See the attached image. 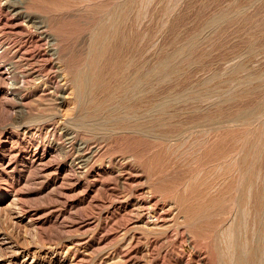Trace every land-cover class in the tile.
<instances>
[{
  "label": "rangeland",
  "instance_id": "374dc122",
  "mask_svg": "<svg viewBox=\"0 0 264 264\" xmlns=\"http://www.w3.org/2000/svg\"><path fill=\"white\" fill-rule=\"evenodd\" d=\"M121 1V44L109 38L102 41L105 50L95 51L97 80L108 90L86 93L76 82L99 20L95 5L83 15L80 4L75 9L77 4L63 3L67 5L63 8L60 1L66 12L57 13L58 31L64 34L57 33L73 49L63 54L68 57L73 51L77 56L72 54L70 60L71 99L65 106L40 102L36 85H30L24 92L25 107L15 102L8 107L9 112H30L22 124L32 129L60 108L70 112L66 129L78 141L86 138L102 147L84 171L78 170L76 161L71 163L78 147L68 152L65 143L60 149L46 141L52 158L48 155L42 161L45 148L37 151L30 135L2 119L8 87L0 82V264H204L188 243L179 246L180 231L174 222L166 224L172 227L168 233L144 227L145 215L136 206L139 191L150 188L173 204L188 196L185 183L215 180L222 188L208 190L204 203L201 197L184 205L200 207L201 212L219 210L218 219L226 218L231 209L236 212L235 199L240 200L223 183L230 176L225 171L229 160L215 153L218 147L238 150L239 138L246 133L255 177L260 168L264 172V0ZM34 3L31 12L47 19L48 6ZM110 10L104 19L111 23ZM2 29L0 39L8 40L13 49L24 45L23 37ZM32 51L33 68L44 69L43 60ZM12 133L14 137L7 139ZM110 161L118 164L113 165L115 175L133 167L134 177L126 183L108 180L100 189L94 179L103 182L97 174L101 168L109 169ZM237 185L233 184L235 189ZM151 241L156 247L149 249ZM254 261L263 264L264 255Z\"/></svg>",
  "mask_w": 264,
  "mask_h": 264
},
{
  "label": "bare ground",
  "instance_id": "6f19581e",
  "mask_svg": "<svg viewBox=\"0 0 264 264\" xmlns=\"http://www.w3.org/2000/svg\"><path fill=\"white\" fill-rule=\"evenodd\" d=\"M35 1L41 3L42 6L43 3L48 6L47 8L49 9L47 10H49L50 15L47 14L49 16L48 18L46 16L47 19L44 20L39 18V16L37 17L34 14L35 11L31 12L32 8L34 7H32L30 3L32 4ZM60 1L63 8L64 6H67L63 5V3L69 5L77 4V7H74L75 9H79L78 4H80L81 6L79 7H81V9H83L84 11L82 13L83 15L85 14L87 9H89L91 6L93 7V4L95 5V13L99 17L98 23L95 27L93 26V29L90 33L88 47L89 49L86 53V56L82 55L83 59L81 58V61L83 62L81 67L78 69L76 68L77 72L75 68L73 69L78 75H76V82H79L81 84V86L86 90V93L87 91H89V89L91 90V92H95L97 90L105 92L109 89V86H107L105 82H99L97 80V78H99L100 76L98 73V67L96 66L97 54H95V51H99L100 53L101 50H105L106 47L104 45L106 43L104 44L102 42L103 40L108 41L109 38H112V40L118 42L120 41L119 31L121 30H118V27L121 24L119 23L121 21V14L124 16V14L122 13L123 7L121 0H109L113 1L112 4L110 2H107L108 0H33V2H31V0H0L1 30H3L2 28H4L14 35L23 37L24 42L23 46L13 49V47H11V43H8V40L3 41L4 39H0V82L8 87V89L4 93L6 95V103L4 105L1 104L3 109L1 117H3L2 119L4 121L10 122V124L12 123L11 125L14 128L18 129V131H23L25 135H30V137L37 145V151L40 150L42 146L45 148L44 154L41 156L42 161L43 158L45 159V157H49L48 155H50L52 158V147H50V149H46V145L43 144L46 141L51 142V144H53V147L57 148L59 146H63L62 144L65 143L67 145L66 149L68 150V152L78 147L77 155L74 157V160H71V163L76 161V165L78 166V170L80 171L87 168L90 162L95 159L96 155L100 153L102 147H100L99 143L94 140H84L86 139L84 138L78 141L79 138L77 139V137L75 136L76 134L74 135V133L68 131L69 126L67 127L66 125L69 124L68 115L70 114V112H60V110H62L61 108L58 109V112H50L51 114L46 116V119L42 124H36L35 129H32V125L28 126L27 124H22L23 120L29 116L30 112H24V110L16 112L8 111V107L10 105L12 106L14 102L18 103L19 105H25V101L28 97L25 94V90L30 85H36V94L39 95L40 99H42L40 100V102L43 101V99L48 101H57L56 103L58 105L65 106L66 103H68V101L71 99L70 97L72 94V89L69 88L68 84L69 77L71 76H69V72L73 71V65L71 66L70 60H72V54L75 56L76 54L73 51V53L71 52V55L68 57L63 54L64 52H67L69 48L64 45L68 43L67 40H65L66 38H64L65 36L61 34V37L58 36V33L60 32L58 31V23H60L61 18L60 16L58 17L60 12L58 15L57 13L62 9L61 4H59ZM106 2L110 3L111 5V8L109 6V8L111 9L109 10L112 14L111 20H113V22L111 23L104 19L106 18L107 14L110 15V13H107V11L109 10L107 8L108 4ZM69 7L68 9H72V7ZM74 8L72 10H75ZM35 9L39 10V8ZM72 10L71 12H73ZM64 11L66 12V9H64L62 13ZM68 11L69 10H67V15ZM75 11L77 12V10ZM81 11H78V14H81ZM83 15L80 16L82 17ZM59 19L60 21H58ZM117 38L119 40H117ZM49 45L52 46V48L50 51H46L44 47ZM28 46L35 51V53L37 54V58L43 60L45 64L43 65L44 69L35 70L33 68L32 59H34L35 57H31L29 52L33 51L31 49L29 51ZM23 62L27 64L25 65ZM79 63L81 64V62ZM22 64H24V66ZM123 71L124 70L122 66V71H120V73L122 72L124 74ZM96 72L98 73V77L95 75ZM39 84H42L43 88L38 87ZM68 106L70 107V105ZM66 127L68 130L66 129ZM262 130L260 132H262ZM41 136H43L44 139L41 138ZM12 137H14L13 133L7 139H12ZM249 138L250 137L248 133H246L244 136L241 135V137L239 138L241 141V145L236 151L230 149V147H224L225 149L223 150H220V148L218 147L216 150L219 151L216 152L215 150L216 153L214 152L215 155H218L219 159L225 157L226 161L229 160L227 163V167H225V171L228 173L227 175L230 174V176L223 178V183H225L226 187L232 194H236L239 197L241 205L240 202L235 199V201L239 203L237 204V209L234 208L236 210L235 213L231 209L226 218L218 219L221 216V212L219 210L212 213L209 211L201 212L198 211L200 207L184 205L186 203H196L200 200L201 197L202 198L200 201L204 203V196L207 194L208 190L216 191L222 188V184H220V182H216L215 180H210L208 183L201 185H199L198 183L187 182L183 187L186 190L190 188V190L187 191L188 196L184 198V201H175L173 204L167 203V200L164 199L163 196L157 197L158 195L156 196V194L151 191L150 188L148 190L143 189L139 191L136 199V206L139 209V213L142 216L145 215V217L143 216L144 219L142 217L143 222H145L144 227L149 230L165 229L164 233H168L172 228L171 227L169 229V223L174 222V226H176L174 228L178 229L177 231H180L181 233H179L180 235L178 234L179 236L177 235V237H180L178 241L179 246H182L184 243H188L192 250L197 252L196 254L202 256L200 259L203 260L204 264H217V262H219L220 260L221 263L224 262L225 264H255L254 260H256V257L260 253L264 255V189H255L254 187L259 186L260 188H264V172H262L263 169L260 168L259 175L255 177L256 174H254L253 170L254 163H252L249 159L250 154L253 150L251 149L250 152V143L248 141ZM161 141L168 143V140L166 139ZM47 152L48 154H46ZM10 153L12 154V151H10ZM71 156L72 155H70V157ZM115 164L118 166L117 163ZM115 164H113V161H110L108 163L109 169L104 170V168H101L99 170L97 176L99 175L101 179L103 178V182L102 180L96 181L97 178H95V182L92 183L94 185H98V183H100V185H102L100 186L101 189V187H105V182L107 183L108 180H116L115 182L124 181L123 183H126L130 178L134 177L133 167H128V172L126 173H122V169L120 168L123 167H120L119 172L121 173H117V175H115V167L113 166ZM87 171H89V169L85 170L86 173ZM83 174L85 175V173ZM236 182L238 183V185L235 189L233 184H235ZM88 185L90 186V184ZM171 216L172 218H170ZM166 224L169 225L166 226ZM186 227L189 228V232L184 229ZM134 238L135 235L131 237V240L129 239L130 243L128 244V247H130L131 244L134 243ZM256 243L259 244H257V247H255ZM261 244L262 246L260 247ZM155 247L156 243L152 241L149 242V249ZM200 259L198 261H200ZM187 264H189V262Z\"/></svg>",
  "mask_w": 264,
  "mask_h": 264
}]
</instances>
